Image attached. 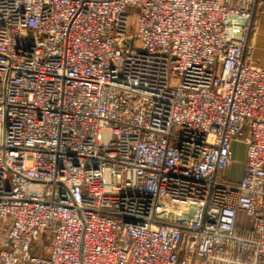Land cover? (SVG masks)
Masks as SVG:
<instances>
[{
	"label": "built area",
	"instance_id": "built-area-1",
	"mask_svg": "<svg viewBox=\"0 0 264 264\" xmlns=\"http://www.w3.org/2000/svg\"><path fill=\"white\" fill-rule=\"evenodd\" d=\"M262 12L0 0V264H264Z\"/></svg>",
	"mask_w": 264,
	"mask_h": 264
},
{
	"label": "rangeland",
	"instance_id": "rangeland-1",
	"mask_svg": "<svg viewBox=\"0 0 264 264\" xmlns=\"http://www.w3.org/2000/svg\"><path fill=\"white\" fill-rule=\"evenodd\" d=\"M128 46L131 47V41H128ZM234 151V163L232 168L222 176V179L230 182V181H237L241 178V172L244 168L245 163V156H246V147L243 142H237L233 146ZM243 175V174H242ZM45 235V234H44ZM49 247V240L44 239L43 245L39 248V255H45L47 248Z\"/></svg>",
	"mask_w": 264,
	"mask_h": 264
},
{
	"label": "crops",
	"instance_id": "crops-1",
	"mask_svg": "<svg viewBox=\"0 0 264 264\" xmlns=\"http://www.w3.org/2000/svg\"><path fill=\"white\" fill-rule=\"evenodd\" d=\"M251 57L258 66L264 68V12L260 13L256 20V34L253 40V49H252ZM242 174H243V170L241 172V176ZM239 180L240 178L237 181ZM243 217H244L243 215H240V219H243ZM195 264H204V263L197 262Z\"/></svg>",
	"mask_w": 264,
	"mask_h": 264
}]
</instances>
